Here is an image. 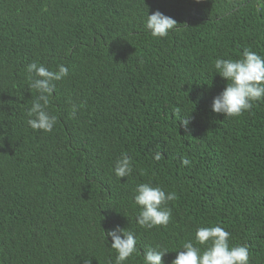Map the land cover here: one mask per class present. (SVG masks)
I'll return each mask as SVG.
<instances>
[{
    "label": "trees",
    "instance_id": "16d2710c",
    "mask_svg": "<svg viewBox=\"0 0 264 264\" xmlns=\"http://www.w3.org/2000/svg\"><path fill=\"white\" fill-rule=\"evenodd\" d=\"M0 264H264V0H0Z\"/></svg>",
    "mask_w": 264,
    "mask_h": 264
}]
</instances>
